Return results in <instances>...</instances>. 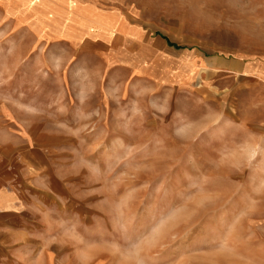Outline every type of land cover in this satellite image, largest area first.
I'll list each match as a JSON object with an SVG mask.
<instances>
[{
    "label": "rangeland",
    "instance_id": "obj_1",
    "mask_svg": "<svg viewBox=\"0 0 264 264\" xmlns=\"http://www.w3.org/2000/svg\"><path fill=\"white\" fill-rule=\"evenodd\" d=\"M115 5L142 38L72 45L0 6V121L20 118L79 198L53 263L264 264L261 156L221 122L199 131L206 108L192 93L131 71L162 63L156 30L219 56L264 53V0Z\"/></svg>",
    "mask_w": 264,
    "mask_h": 264
},
{
    "label": "crops",
    "instance_id": "obj_2",
    "mask_svg": "<svg viewBox=\"0 0 264 264\" xmlns=\"http://www.w3.org/2000/svg\"><path fill=\"white\" fill-rule=\"evenodd\" d=\"M115 4L117 0H0L6 16L23 22L30 13L28 21L40 35L72 45L142 38L146 29ZM261 20L264 25V16ZM156 34L166 41L155 38L162 46V63L157 67L137 59L131 71L192 93L206 108L198 121L206 124L199 131L221 122L218 133L223 138L240 135L243 153L261 156L264 168V53L219 56L173 42L162 31ZM117 59L125 58L120 54ZM51 165L47 148L20 133V118L0 121V264H55L57 236L66 234L73 201L79 198L74 199L66 179Z\"/></svg>",
    "mask_w": 264,
    "mask_h": 264
}]
</instances>
